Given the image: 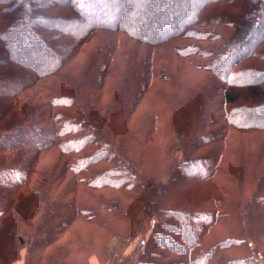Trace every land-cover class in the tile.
I'll use <instances>...</instances> for the list:
<instances>
[{"label":"trees","instance_id":"1","mask_svg":"<svg viewBox=\"0 0 264 264\" xmlns=\"http://www.w3.org/2000/svg\"><path fill=\"white\" fill-rule=\"evenodd\" d=\"M111 1L0 0V264H264V0Z\"/></svg>","mask_w":264,"mask_h":264},{"label":"rangeland","instance_id":"2","mask_svg":"<svg viewBox=\"0 0 264 264\" xmlns=\"http://www.w3.org/2000/svg\"><path fill=\"white\" fill-rule=\"evenodd\" d=\"M34 1L38 4L42 0H34ZM104 1H107V0H104ZM111 2L113 4H115V0H113ZM190 3H191V0H182V2L178 6H176L174 4H171L170 5V8H168V9H166V8L165 9H162V14L164 15L167 12L175 11L178 14L182 15V11L185 8H187ZM194 5H196V1H194ZM78 8H79V12L81 13V15L84 18L89 19V20L90 19L91 20L95 19L96 18V13H98V11H99V10L98 11H92V14L90 13V15H87L86 16V10L88 9V6L85 5V4H83V3L82 4L79 3L78 4ZM103 8H105V15L109 19V16L114 12L115 7L112 8L108 4H105V6H104V4H103V6L102 5L99 6V9L101 11H102ZM155 18L157 19L158 17H151V19H153V20ZM109 20H111V19H109ZM40 22L47 23V21H45V20H40ZM164 23H166V21ZM144 24H147V23L144 22ZM61 28H62V30H63L64 33H70V32H74L77 29V26L75 24H72L71 22H64ZM157 29H155V31L153 32V34L156 35L157 32H162L163 31V28L162 27H159L158 30ZM252 33L253 34L251 35V39L253 40L255 38V35H256L255 33L256 32H252ZM28 34H29V32H28ZM28 34L26 35L27 38L28 39H32V38H30V34L29 35ZM31 41L32 40H30V42H27L28 45L26 46V48L28 50H30L33 53H35L34 54L35 56H29V60H30L31 63L37 64L39 67H43L44 65L54 64L56 62L57 52H55V51L52 52V50L50 48L46 47L38 39L37 40H33L34 41L33 43H31ZM26 52H28V51H26ZM32 52H31V54H32ZM52 53H55V54L52 55ZM232 54H235V53L233 52ZM15 55L18 58H20V57H23L24 58L23 53L16 52ZM139 239L137 237H135L132 240L124 241V240L120 239V237L118 236V237L114 238L111 241V243L109 245V252H111L113 250L115 251V249L118 248V249H120L123 252L124 255H127L128 253H130L134 249V247L139 242ZM109 255H110V253H109ZM91 264H99V263L96 261V259L93 258V259H91Z\"/></svg>","mask_w":264,"mask_h":264}]
</instances>
